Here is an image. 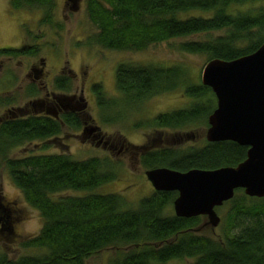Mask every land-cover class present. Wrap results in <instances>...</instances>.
Returning <instances> with one entry per match:
<instances>
[{"label": "trees", "instance_id": "16d2710c", "mask_svg": "<svg viewBox=\"0 0 264 264\" xmlns=\"http://www.w3.org/2000/svg\"><path fill=\"white\" fill-rule=\"evenodd\" d=\"M262 1L85 0L87 19L95 28L89 44L111 51H142L204 34L199 40L179 42L178 51L205 56L207 63L214 59L232 61L254 53L264 43ZM10 2L14 10H39V25L63 30V22L57 19V0ZM246 5L251 7L234 10ZM0 55L17 56L20 52L2 50ZM70 84L66 75L54 80V87L65 92ZM181 85L184 95L199 103L191 110L157 117L160 128L179 129L184 122L189 125L199 104L203 109L204 103L216 99L212 90L190 82L187 69L181 66L123 63L116 69L115 87L130 105ZM92 89L100 102L102 86L96 84ZM62 119L69 126L78 124L73 116ZM61 131L58 121L44 117L10 120L0 127V159L25 202L43 220L40 232L21 242L23 248L35 253L14 259L0 252V264H86L92 256L109 249L118 252L109 264H264V199L248 197L243 190H236L230 201L217 208H224L225 215L212 229L204 226L205 218L169 214L176 192L154 190L135 208L119 194L95 193L117 177L118 164L109 158L75 160L64 153L8 159L5 155L17 145L47 141ZM247 150L231 141L206 142L201 148L181 151L158 149L143 158V166L146 170L180 172L235 167L246 159ZM66 191L85 194L52 199ZM207 229L210 235L202 234Z\"/></svg>", "mask_w": 264, "mask_h": 264}, {"label": "rangeland", "instance_id": "374dc122", "mask_svg": "<svg viewBox=\"0 0 264 264\" xmlns=\"http://www.w3.org/2000/svg\"><path fill=\"white\" fill-rule=\"evenodd\" d=\"M10 1L0 0V49L19 46L20 42L36 44L32 40L25 39L24 33H26L39 38L40 42L37 44L41 46V50L38 54L26 55L27 49L25 53L20 52L22 54L13 56L12 59L0 55V78L7 72L0 83L4 84L3 87L10 84L12 75L9 71L13 72L15 77L10 91L0 95L1 98L7 96L14 100V103L7 106L8 109L14 110L17 107L29 105L27 109L32 112L30 103L35 101V98L26 92V88L31 86L29 84L32 78H27L25 73L30 64L36 63L38 67H42L43 64L44 76L38 81L46 86L43 89L41 82L37 83L42 88V92L44 91L43 94L42 92L39 94V98L48 96L51 91H56L58 95L69 93L84 98L88 105L87 113L90 116V120H87V123L91 122L88 123L91 124L89 127H99L105 140H109V143L116 147L109 149L86 143L83 132L64 128L57 143H49V147L44 148L45 144L42 141L26 142L9 152L10 159L63 152L71 155L75 160H84L89 157L109 158L118 164L117 177L114 181L96 189L95 193L119 194L132 208H135L143 198L150 196L154 189L145 176L146 169L143 164L133 160L135 157L133 154L119 155L118 149L123 147L131 152L133 146L143 143L151 145L159 140L161 144L154 145L155 149L169 148L181 151L201 148L206 144L209 127L207 119L211 111L216 108V99L215 104L214 102L204 103L203 109L199 104L198 112L188 122L189 125H185L184 122L182 128L168 129L156 126L155 119L159 115L169 114L173 108L191 110L199 103L194 97L184 95L182 85L173 91L154 95L136 105L128 104L115 87L116 69L120 63L158 67L181 66L187 69L190 82L192 80L193 83H201L202 72L207 64L206 57L180 52L177 45L181 41L199 40L206 35L178 38L152 45L142 51H111L89 44L91 40L89 38L95 33V28L87 19L85 0L79 1V10H71L69 6H64L65 0H57V19L63 22V30H58L59 33L50 26L39 25L41 17L39 10H14ZM259 5L264 6V1ZM249 7L251 6H236L234 10L245 11ZM62 69H65V75L72 78L70 90L66 92L53 87V80ZM183 76L181 75V80ZM96 83L101 84L103 90L100 102L92 89L93 84ZM97 102L101 103L100 107ZM61 144H66L67 147ZM83 194L85 193L66 191L55 194L52 199L58 200L61 197ZM3 203H9L11 206V224L14 234L10 235L8 232L0 234V252L14 259L34 254V251L23 248L21 242L37 235L43 226V220L38 211L25 202L20 190L12 183L8 171L0 163V204ZM224 210V208L217 210L221 220L225 215ZM168 211L169 214H174L172 204ZM1 216L4 217V214L1 213ZM210 233L208 229L202 232L205 235ZM117 254L115 249H109L92 256L86 264H109L117 257ZM184 263L188 262L172 261L168 264Z\"/></svg>", "mask_w": 264, "mask_h": 264}, {"label": "water", "instance_id": "95a60500", "mask_svg": "<svg viewBox=\"0 0 264 264\" xmlns=\"http://www.w3.org/2000/svg\"><path fill=\"white\" fill-rule=\"evenodd\" d=\"M201 83L216 98V108L208 116L207 142L231 141L247 147L246 159L235 167L187 172L156 168L145 176L157 192L177 193L175 216L205 217L204 226L215 229L221 223L217 208L230 201L236 190L264 199V43L236 60L209 61Z\"/></svg>", "mask_w": 264, "mask_h": 264}, {"label": "flooded vegetation", "instance_id": "af4514ba", "mask_svg": "<svg viewBox=\"0 0 264 264\" xmlns=\"http://www.w3.org/2000/svg\"><path fill=\"white\" fill-rule=\"evenodd\" d=\"M79 1L80 0H65L64 6H69V8L71 10H74V9L79 10V7H78ZM57 32L59 33L58 30H57ZM24 34H25V39L32 40L33 42H36V44H30L29 45V44H26V42H20L19 46L2 48V49H0V51L10 50L13 52H24L25 50L28 49V52H26L27 53L26 55H32V52L34 50H36L37 52L38 51L40 52L41 46L39 44H37L40 42L39 38L33 34H29V35H27L26 33H24ZM38 53H36V54H38ZM20 54H22V53H20ZM1 56H4V55H1ZM7 57H8V59H12L11 57H13V56H7ZM120 64H123V63H120ZM43 66H44L43 64H42V67H38L36 65V63L30 64L27 67V70L25 73V76L27 78H32L31 82L29 84L31 86L26 88V92L32 98H35V101L30 103V106L32 107L33 113L28 111L27 108L29 105L25 106V107H17L14 110L8 109L7 106L9 104L14 103V100L11 99L10 97H7V96H3L2 98L0 96V109L2 108V113L0 114V127L6 121H10V120L25 119L28 117H36V118L44 117V118H48V119L58 121L62 127V131L58 135H55L52 138H50L49 140H47V141L36 140V141H42L45 144L44 148L49 147V143H55V142L57 143L60 139L61 133H63V131H64V128L65 129L67 128L70 130L83 132V139H86V143L89 142V143L94 144L96 146H102L103 148L115 149L116 147L114 146V144L109 143V140H105V137L102 135L101 131L99 130V127H97V126L96 127H92V126L89 127V125H91V124H88V123H91V122L87 123V120H90V116L87 113L88 105H87V102L85 101L84 98H82L80 96H76L75 94H69V93L67 95H58L56 93V91H51V94H48V96L39 98V94L42 92V88H40L37 83L41 82L38 80H39V78L44 76ZM5 67L6 66H4V68ZM1 68H2V66H1ZM64 70L65 69H62L56 77L61 76V75H65ZM9 73L12 75V80H11L10 84L7 85V87H3L4 84L0 83V88L2 89L0 91V95L10 91L13 79L15 77H14L13 72L9 71ZM6 74H7V72H5L2 75V78ZM66 76H69V75H66ZM2 78H0V81ZM55 78H54V80H55ZM54 80H53V87H54ZM71 81H72V78H71ZM96 84H99V83H96ZM96 84H93V85H96ZM41 85H43V89L46 86V84H44L43 82H41ZM43 93H44V91L41 94H43ZM98 105H99V107L101 106L99 103H98ZM108 109H110V108H108ZM172 110L169 111V114H172V113L178 112V111H182V109H179V108H173ZM164 114H166V113H164ZM161 115H163V114H161ZM161 115H159V116H161ZM64 116L76 117L78 120L77 126L73 127V126H69V125L65 124L63 122V119H62ZM1 143H4V142H1ZM23 144H21V145H23ZM160 144H161V140L156 141L155 144L151 143V145L143 143L141 145L133 146V149L131 150V152L127 148L121 147L120 149L117 150V153L119 155L133 154L135 156V157H133V160L137 161V163L143 164V158L149 152L161 149V148H156V149L154 148V145H160ZM21 145H17L13 148H10L7 151V154H5L6 157L8 159H10L8 157L9 152H11L12 149H14L18 146H21ZM61 146L67 147L66 144H63V145L61 144ZM2 150H4V149H1V151ZM62 154H64V152ZM41 155H43V154H41ZM34 156H38V155H34ZM0 163L4 165V168H6L5 163L2 159H0ZM10 207L11 206L9 203L0 204V214L1 213L4 214V217H2V216L0 217V234L6 233V232L10 233V235L14 234L13 226L11 224L12 223V217H11L12 211L10 210ZM6 216L8 217L7 219H6ZM202 218H205V217H202ZM206 221H207V219H206Z\"/></svg>", "mask_w": 264, "mask_h": 264}, {"label": "clouds", "instance_id": "9594fccd", "mask_svg": "<svg viewBox=\"0 0 264 264\" xmlns=\"http://www.w3.org/2000/svg\"><path fill=\"white\" fill-rule=\"evenodd\" d=\"M208 120V119H207ZM208 122V121H207Z\"/></svg>", "mask_w": 264, "mask_h": 264}]
</instances>
